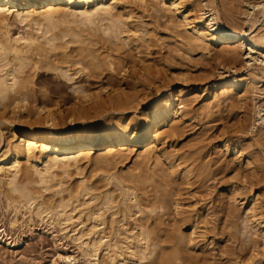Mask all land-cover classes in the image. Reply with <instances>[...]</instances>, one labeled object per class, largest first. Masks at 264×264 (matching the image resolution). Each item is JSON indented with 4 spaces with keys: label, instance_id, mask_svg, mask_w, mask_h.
I'll return each instance as SVG.
<instances>
[{
    "label": "bare ground",
    "instance_id": "bare-ground-1",
    "mask_svg": "<svg viewBox=\"0 0 264 264\" xmlns=\"http://www.w3.org/2000/svg\"><path fill=\"white\" fill-rule=\"evenodd\" d=\"M213 1L0 0V103L5 99L34 100L35 75L50 69L69 80L78 72L88 71V87L98 85L95 93L87 86L74 87L73 91L84 92L83 97L64 95V101L74 99V106L61 109L58 115H51V108L59 105L62 98L58 100L48 91L42 93L43 103L35 105L27 119L29 125L41 127L38 131L16 130L13 122L3 119L5 127L12 124L7 127L11 138L0 151V182H4L7 199L17 206L27 205L35 214L62 225L94 261L117 264L120 258L118 264H128V259L133 264H220L213 243L219 234L227 233L228 240L236 237L237 232L230 229L237 214L244 225L243 233L254 246L257 237L264 240V204L257 203L259 194L250 195L255 179L264 177V105L257 102V95L264 94V77L259 73H264V31L242 30L235 18L228 20L229 26L225 25ZM167 2L178 19L174 25L186 30L179 33L177 28L176 33L180 38L187 36L185 32L190 33L185 37L190 48H185L182 38L180 44L179 40L172 41L177 43V50H185V56H192L191 49L195 47L202 51L210 48L215 51V61L234 67L237 60L243 59L247 64L257 63L261 69L248 70L240 77L234 73L222 81L219 93L215 91L203 103L206 112L213 113L220 98L230 107L252 96L251 130L256 125L260 127L255 140L262 153L252 155L239 136L222 139L221 148L226 154L233 153L228 160L236 164L233 169L246 171L250 164L256 167L249 171L251 175L242 169V185L228 182L215 200L218 204L213 206L217 208L212 207L215 209L211 213L207 210V214L206 205H199L200 188L208 175L215 174L217 178L218 172L195 155L196 143L189 152L174 143L191 113L186 109L187 91L180 88L174 94L173 85L168 91L160 92L158 88V97L147 101L151 107L145 111L141 110L145 96L132 91L130 85L134 75L139 76L144 87H151L158 80L161 57H151L156 40L149 24L154 23L151 9L161 12L160 4ZM250 4L252 10L245 13L244 22L254 24L249 16L256 10L264 14V1ZM12 19L26 26L25 33L12 37L8 29ZM220 44L223 45L219 49ZM217 86L214 81L212 89ZM4 111L1 110L7 114ZM45 112L44 117H39ZM238 126L243 131V119ZM140 143L146 147L136 155L133 165L119 167ZM82 161L100 162L105 171L99 178L83 176L72 180L70 171L80 168ZM227 166L219 167L224 173ZM52 188L54 193L49 199L45 191ZM239 206L243 208L240 214ZM75 210L79 218H90L91 225L79 218L75 224ZM217 211L222 214L217 217L221 224L218 223L227 224L228 230L223 226L220 231L210 217ZM243 228H239L241 232ZM228 243L221 249L239 256L238 245ZM101 251L104 252L99 256ZM247 258L249 264H264L263 257Z\"/></svg>",
    "mask_w": 264,
    "mask_h": 264
},
{
    "label": "rangeland",
    "instance_id": "rangeland-1",
    "mask_svg": "<svg viewBox=\"0 0 264 264\" xmlns=\"http://www.w3.org/2000/svg\"><path fill=\"white\" fill-rule=\"evenodd\" d=\"M261 1L264 0H214L213 2L215 3L216 7L219 9L220 15L225 25L229 26L228 20L230 18L231 19L235 18L242 30L250 31L251 29H253V33H257L258 31H264L263 13H259L256 10L253 13L254 16L253 15L249 16L252 19L251 21L255 22L254 24H252L251 22H247V21L244 22V21L246 18L245 13L252 10L251 9L252 4L250 3H257ZM160 6L163 8L161 12H156V10L151 9V12L154 14L155 17L153 16L152 19L153 20L152 22L154 23L149 24L151 30L153 29L152 30V33L154 34L153 38H155L154 40H156L155 42L156 45H154L155 47L152 46L153 49L152 51H154L155 54L153 53L151 57L152 56L161 57V58L158 57L159 58L158 66H157L158 68L156 67L160 75L158 74L159 75L157 78L158 80L156 81L155 85L153 84L151 87H144L143 84L140 83L141 79H139V76L136 75L132 76L130 78V80H132L130 83V85L132 86L131 90L139 93L140 95L145 96L144 97L145 99L143 101L144 104H142L141 106V110H145V111L150 110L151 103L148 104L147 101L151 100V98L152 99H154L155 97L157 98L159 94L158 93L159 89L160 92L162 90L168 91L169 86L173 85L174 94H177L180 88H184L187 91L185 97L186 109L189 111L188 114L190 112L191 113L187 115L188 119L186 118L184 120V123L182 124V127H180L181 129L179 132L181 134L179 133L178 135L180 137H177L174 143L177 148L185 151L186 150L188 151L191 148V146H193L196 143L195 145L197 146L198 154L197 152H195V155L199 159L203 160V162L207 161L210 166L212 165L210 168L214 171L217 170L218 172V174L216 175L218 176L217 178L215 177V174L214 175L210 174L207 176L206 179L203 180L202 182L203 186H201L199 192L200 195L198 194L199 199L202 197V201L200 199L199 205L200 207H202V205L203 206L206 205L205 210L207 214V210L209 211L208 213H211L212 209L217 208L215 206H217L218 204L216 202L218 200V195L220 194V192L221 194L222 192H224L225 188H227V185H229V183H233L234 185H236V183L238 185H242L241 175L242 174L244 175V173H247L249 171L252 172L253 171L252 169H255L256 167L255 164L253 165L250 164L249 166L251 167V169L248 166V168H246V171L244 168L233 169L234 167H236V164L232 163L233 164L232 165L231 163H228V160L232 157L233 153L229 152L228 154H226L225 150L221 148L222 139L225 136L232 137V135L234 139H237L239 136L238 139H240L242 143H244L247 146V151L252 152V155L254 152H255L254 154L260 155L261 150L259 148L260 145L259 142H256L255 140L258 136L257 132L260 130V127L256 125L254 129L251 130L252 129L251 124L253 122V117H254L252 96L251 98L249 97L247 101L245 102L238 101L237 103H235L236 104L235 106H230V107L229 105H227L226 103L227 101L225 99L223 100L222 98H220L218 107L216 106L215 108H213V113L206 112V110L203 108V103L211 95H214L215 91L219 93L221 90L220 85H222V81L226 80L227 78H229V76L233 75L234 73H236V75L240 77L245 75L248 70H256L257 72H259L261 69L257 67L258 65L257 63L255 65L247 64L246 62L247 60H243V59L237 60V62H235L233 65L234 67H230L231 65L229 66V64H227L226 62L219 61L220 62L219 63L214 59L215 51L210 48L202 51V49L200 48L197 49L195 47L191 49L193 51L191 52L192 56L190 57L188 55L185 56V52H184L185 50L183 49L177 50L178 48L177 43L176 42L173 43L172 41L179 40L178 44H180L179 42H181L182 37L180 38L179 33H181L182 31L184 32L186 30L183 26L181 27V25L178 26L174 25V21L177 24L178 19L176 18L175 13L168 6V2L164 3V5L163 3H161ZM11 22L8 26V29L12 37L19 36L25 33L26 26H23V23H20L19 21L13 19L11 20ZM177 28L179 29L178 32L181 29L182 31L176 33ZM187 33L190 35L188 31L185 32V35ZM185 37L182 38V42L184 43L185 48L186 47L190 48L191 43ZM222 45L223 44H220L219 49ZM219 49L217 48V51ZM250 63H252V61ZM87 72L88 71H85L83 73L78 72L70 80L58 76L55 70L50 69V70H45L42 73L39 72L37 75H35L33 82L34 92L37 91L34 93V95L37 97V100L36 97L34 99L36 102L33 100V98H27L26 99L27 102L23 101L21 98H18L17 99L18 101L17 100L14 101L13 99H5L3 102H1L0 112L1 110L5 112L4 111L5 109L7 114L5 113L6 115L5 116L4 113L1 112V114L2 113L3 114L2 116L0 115V118H2V120L0 119V129H3L1 132L3 136H2V142L0 143V151L5 149L6 146L5 144L7 143L6 141H8L11 138L7 127L9 126L11 127L12 124L9 125L7 123L6 127L4 124L3 126L2 123L5 121L3 119H6L7 117L9 121L13 122V125L16 128V130L19 129L29 132L38 131L39 129H41V127L39 125H29L27 119L31 115L29 113H32V111L35 110V105L37 106L43 103V98L41 97L42 93L48 91L47 93L52 94L53 97L54 96L57 97L58 100L62 98L61 103H59V105H54L53 108H51V112H53L51 113V115L52 114L58 115L61 109L65 110L66 108H70L74 106L73 103L74 99L71 100L70 98H68V100L64 101L65 100L63 97L64 95L66 97L69 96L75 97L76 95L77 97L80 96L83 97L84 92L80 90L73 91L74 87L87 86V88L93 90L91 93L96 92L95 87H98L97 84H96L97 86L94 85L95 87L92 86L94 88L88 87L90 86L88 85L90 82ZM259 73L262 74V76L264 77V73H262V70ZM220 74L224 76H220ZM214 81L218 82V86L216 90L212 89V83ZM159 84L160 86L157 87V85ZM165 85L166 88L162 87ZM261 87L264 88L263 85H261ZM240 92L243 93L244 89L240 88ZM148 96H150V98ZM147 97L148 100H146ZM9 101L11 102L13 101V103L11 104ZM176 101L180 102V100H176ZM239 102L240 103L242 102L243 105L242 103L240 104ZM257 102L259 104L264 105V94H261L260 96L259 94L257 95ZM5 103L7 104L6 107H5ZM9 104H11L12 106L9 107L10 106ZM13 106H15L16 109ZM12 107L15 110L14 112H12ZM65 113L66 115H68L67 111ZM192 114L194 117L191 116ZM43 115L45 116L46 112L41 113L39 117H44ZM242 119L244 122L243 131L239 130L241 128L238 126V123L241 122ZM4 123H6V121ZM190 136L192 137L190 138ZM193 140H195V142H193ZM181 142H183L182 149L180 148ZM186 143L187 145H185ZM145 147H146L145 143H140L136 145V148L132 150V152L130 151L128 153L129 156L123 162L124 164H121L119 167L123 165H127V167L133 165L132 161L139 155L138 154L139 152H142L145 149ZM247 157L248 156L245 155L244 157L245 161L247 160ZM226 163L228 165L230 164L231 166L228 167ZM82 164H81L82 167L80 166V168L76 170L73 169L74 171L72 170L70 171V178L72 180H80L81 177L83 176H86L85 178L87 179H94L96 177L99 178L100 176L98 175L103 174L105 171L103 168L104 164H101L100 162L89 163L87 161L86 162L82 161ZM225 165L227 166V168H225L226 170L223 173L222 172L223 170H221L220 167H226ZM213 167L215 168L217 167V169H213ZM242 169H244V173ZM224 179L226 180V182ZM262 179L260 180L255 179L250 195L256 197V194H259L258 195L259 199L257 203L262 202V204H264L263 203L264 177ZM0 186H1L0 189L2 188V191L0 190V264H101L99 261H94L92 256L86 254L83 251L82 247L80 246V241L75 239L74 236L71 235V233L70 234L68 233L69 234L68 235L66 231L62 228V225L55 222L52 223L51 220H48L47 217H43L41 215L35 214V212L31 211V209L27 205L17 206L14 202L7 199L4 193V188H5L4 182L3 183L0 182ZM52 192L54 193L53 188L46 190L45 195L49 198V196L52 195ZM58 196L59 194L55 195V197ZM239 208L240 209L238 213L240 214L243 208H241L240 206ZM77 211L78 210L74 211L75 224H77L79 219H81L84 221L85 225H91L90 223H92V221L90 220V218L88 219L86 215L81 216L79 218ZM217 213H215V215L214 214L211 215L210 217L214 220V222H217V224L220 226L219 227L221 229L220 231H222V227L224 225L221 226L220 225L221 223L218 220V218L222 214L219 215L221 213L219 211H217ZM76 215L77 217H75ZM234 222H235L234 225H232L233 229L231 228L230 230H232L233 232H237L235 233L236 237H234L233 239H229L230 240L229 241L228 240L229 236L227 235V233H224V235L219 234L220 237L218 236V238L214 241L215 244L213 243L214 246L212 247L215 249L214 250L215 254L218 255L217 258L219 263L249 264L248 263L249 258L247 257H250L251 259V257L256 255V257L264 258L263 237L262 236L257 237L256 238L258 241L257 246H254L252 244L253 242L249 239L248 236H246L247 234L243 233L244 225L238 214L237 217L234 218ZM77 226L80 227L82 226V224ZM225 226H227V224H225ZM226 228L227 227H225V229ZM239 228L240 229L243 228L242 232ZM225 243L228 244L232 243L235 246L238 245L237 247L239 248L244 247V249L242 248L243 250H241L236 247L239 255L236 257L237 253L235 254L232 252L229 253L230 251H225L221 249L222 245ZM240 244L242 245L240 246ZM253 251H255L256 253H254ZM103 252L104 251H101L99 253V256H102ZM245 253H246V257H245ZM252 253L254 254L253 256ZM233 259L234 260L238 259L239 261L237 260V262H233ZM229 260L230 262H228ZM118 263H120V258H118L117 264ZM127 263L133 264L132 260L130 259L127 260Z\"/></svg>",
    "mask_w": 264,
    "mask_h": 264
}]
</instances>
